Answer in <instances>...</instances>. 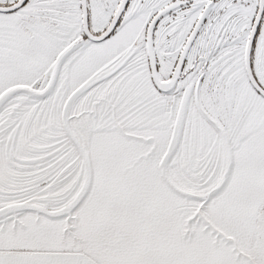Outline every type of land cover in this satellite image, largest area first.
<instances>
[{"label":"snow or ice","instance_id":"1","mask_svg":"<svg viewBox=\"0 0 264 264\" xmlns=\"http://www.w3.org/2000/svg\"><path fill=\"white\" fill-rule=\"evenodd\" d=\"M0 264H264V0H0Z\"/></svg>","mask_w":264,"mask_h":264}]
</instances>
